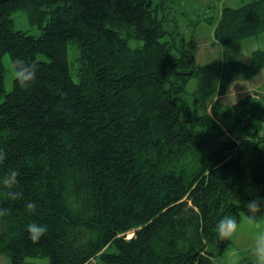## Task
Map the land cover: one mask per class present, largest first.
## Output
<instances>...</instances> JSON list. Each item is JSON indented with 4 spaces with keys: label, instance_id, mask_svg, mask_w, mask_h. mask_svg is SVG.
Instances as JSON below:
<instances>
[{
    "label": "trees",
    "instance_id": "trees-1",
    "mask_svg": "<svg viewBox=\"0 0 264 264\" xmlns=\"http://www.w3.org/2000/svg\"><path fill=\"white\" fill-rule=\"evenodd\" d=\"M167 8L165 0L0 3V179L15 169L23 193L0 197L10 210L0 217V254L11 264H215L231 244L216 236L219 219L248 218L246 203L264 198V100L245 92L231 108L217 101L201 114L184 98L202 73L222 86L253 78L264 50L249 64L197 67L187 39L167 31ZM20 10L40 35L14 29ZM262 34L264 0L222 9L214 31L224 44ZM7 55L13 66L36 65L29 86L14 79L7 90ZM224 131L252 140L250 160ZM31 222L47 226L38 243Z\"/></svg>",
    "mask_w": 264,
    "mask_h": 264
},
{
    "label": "rangeland",
    "instance_id": "rangeland-1",
    "mask_svg": "<svg viewBox=\"0 0 264 264\" xmlns=\"http://www.w3.org/2000/svg\"><path fill=\"white\" fill-rule=\"evenodd\" d=\"M253 0H165L168 13V21L165 26L167 31L176 30V37L187 39L190 43L191 51L196 58L197 67L209 66L210 64H219L221 62L240 61L249 63L252 59V52L264 50V34L251 38L241 39V41L224 44L218 42L214 31L217 26L218 17L224 8L239 9L244 5L250 4ZM14 29L25 31L29 34L40 35L42 31L38 26L31 24L28 15L24 10L16 12L12 16ZM4 64L7 67L6 88L12 91L14 82L15 66H13L10 56L4 58ZM246 90L255 94L257 99L264 100V69L253 76L247 78L245 75H237L231 83L222 86L221 79L213 72L202 73L193 77L187 84V94L184 97L185 102L192 109L196 108L201 114H211L212 106L218 101L219 106L224 110L231 108L234 103L242 97L239 92ZM253 91V92H252ZM227 128V127H226ZM228 131V129H226ZM227 134L236 140L242 149L246 150V160H250V148L252 140L238 134ZM250 147V148H249ZM239 223V231L235 242H230L228 250L223 256L217 257L215 264H228L229 254L233 251L239 256V264H251L250 245L254 232L255 224L250 223L245 215H242ZM264 228V216L256 220ZM112 252L116 248L112 247ZM31 264H49L47 258L31 259ZM0 264H11L10 260L0 254Z\"/></svg>",
    "mask_w": 264,
    "mask_h": 264
},
{
    "label": "clouds",
    "instance_id": "clouds-1",
    "mask_svg": "<svg viewBox=\"0 0 264 264\" xmlns=\"http://www.w3.org/2000/svg\"><path fill=\"white\" fill-rule=\"evenodd\" d=\"M37 67L34 64H26L23 60L15 61L14 77L20 87L29 86L36 79ZM7 160V154L4 149H0V166L4 165ZM19 183L18 173L15 169H10L6 172L3 179H0V197H4L9 201H17L22 199L23 193L17 191ZM37 204L33 201H28L25 204V209L30 214H35ZM248 220L255 224L256 231L254 232L252 243L250 245L251 264H264V228L259 223H255L256 215L264 209V198L256 197L246 203ZM9 208L0 204V217L9 214ZM47 226L36 222H31L27 225L26 231L28 238L33 243H38L47 233ZM216 236L220 241L235 242L239 231V223L233 216L225 215L216 224ZM228 264H239V256L233 251L229 254Z\"/></svg>",
    "mask_w": 264,
    "mask_h": 264
},
{
    "label": "crops",
    "instance_id": "crops-1",
    "mask_svg": "<svg viewBox=\"0 0 264 264\" xmlns=\"http://www.w3.org/2000/svg\"><path fill=\"white\" fill-rule=\"evenodd\" d=\"M253 1H255V0H253ZM253 1H252V2H253ZM258 1H261V0H258ZM250 62H251V61H250ZM250 62H249V63H250ZM249 63H248V64H249ZM246 64H247V63H246ZM245 92H247V91H246V90H243V91H241V92H239V93L243 95V93H245ZM252 92H253V91H252ZM30 264H31V263H30Z\"/></svg>",
    "mask_w": 264,
    "mask_h": 264
},
{
    "label": "built area",
    "instance_id": "built-area-1",
    "mask_svg": "<svg viewBox=\"0 0 264 264\" xmlns=\"http://www.w3.org/2000/svg\"><path fill=\"white\" fill-rule=\"evenodd\" d=\"M87 264H99L98 262H96V261H90L89 263H87Z\"/></svg>",
    "mask_w": 264,
    "mask_h": 264
},
{
    "label": "water",
    "instance_id": "water-1",
    "mask_svg": "<svg viewBox=\"0 0 264 264\" xmlns=\"http://www.w3.org/2000/svg\"><path fill=\"white\" fill-rule=\"evenodd\" d=\"M9 2V0H0V3Z\"/></svg>",
    "mask_w": 264,
    "mask_h": 264
}]
</instances>
